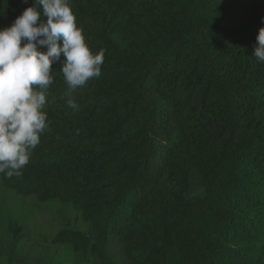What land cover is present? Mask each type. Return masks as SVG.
Returning <instances> with one entry per match:
<instances>
[{
	"label": "trees",
	"instance_id": "obj_1",
	"mask_svg": "<svg viewBox=\"0 0 264 264\" xmlns=\"http://www.w3.org/2000/svg\"><path fill=\"white\" fill-rule=\"evenodd\" d=\"M34 2L0 0V28ZM71 3L102 74L70 92L53 64L49 127L3 191L64 221L48 249L71 264H264V0ZM25 226L9 213L11 254Z\"/></svg>",
	"mask_w": 264,
	"mask_h": 264
},
{
	"label": "clouds",
	"instance_id": "obj_2",
	"mask_svg": "<svg viewBox=\"0 0 264 264\" xmlns=\"http://www.w3.org/2000/svg\"><path fill=\"white\" fill-rule=\"evenodd\" d=\"M256 39L254 56L264 65V28ZM105 51H92L71 0H35L0 28V174L22 176L49 127L45 105L53 64L60 63L72 92L101 76ZM66 103L77 107L74 98Z\"/></svg>",
	"mask_w": 264,
	"mask_h": 264
},
{
	"label": "rangeland",
	"instance_id": "obj_3",
	"mask_svg": "<svg viewBox=\"0 0 264 264\" xmlns=\"http://www.w3.org/2000/svg\"><path fill=\"white\" fill-rule=\"evenodd\" d=\"M12 195L15 196L13 192L3 191L0 183V264H8L10 256L19 264H40L39 261H42V258L46 262L51 260L52 264H71L73 256L71 262L62 259L64 255L61 253H57V257L54 258L48 249V247H53V241L64 228V221L57 218L45 205L38 204L34 197H11ZM16 201L18 205L11 209ZM9 213L25 222V233L27 231L28 238L26 239L28 244H24L23 249L14 254H11L13 252L6 246V222ZM67 216L73 219L74 213L70 212ZM61 252L63 253L64 250L61 249Z\"/></svg>",
	"mask_w": 264,
	"mask_h": 264
}]
</instances>
